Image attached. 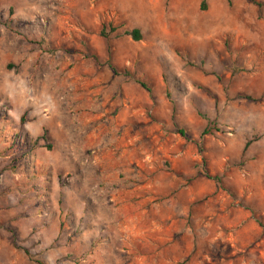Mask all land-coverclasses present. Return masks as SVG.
<instances>
[{
    "label": "rangeland",
    "instance_id": "rangeland-1",
    "mask_svg": "<svg viewBox=\"0 0 264 264\" xmlns=\"http://www.w3.org/2000/svg\"><path fill=\"white\" fill-rule=\"evenodd\" d=\"M257 1L0 0V264H264Z\"/></svg>",
    "mask_w": 264,
    "mask_h": 264
},
{
    "label": "trees",
    "instance_id": "trees-1",
    "mask_svg": "<svg viewBox=\"0 0 264 264\" xmlns=\"http://www.w3.org/2000/svg\"><path fill=\"white\" fill-rule=\"evenodd\" d=\"M248 1L254 3V4L258 5V6H261V5H262V3H261L260 1H257V0H248ZM111 30L114 31L115 29L112 28ZM100 33H101V35L105 36V29H102ZM125 34L130 35L135 41L140 40V32H139L138 29H133V30H131V31H126ZM112 70L114 71V73H117V72H118V70H117L115 67H112ZM140 84H141L143 87H145V84H144V83L140 82ZM180 132H181L183 135L185 134L183 130H181ZM206 133H207V129H204V130L202 131V133H201V136H203V135L206 134ZM249 144H250L249 142H247V143L245 144V149L249 146ZM208 176H209V175H208ZM217 178H218V177H214V179H217ZM38 264H42V263L38 262Z\"/></svg>",
    "mask_w": 264,
    "mask_h": 264
}]
</instances>
